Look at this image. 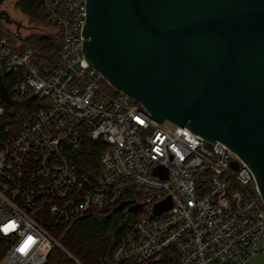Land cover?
<instances>
[{
    "label": "built area",
    "instance_id": "built-area-1",
    "mask_svg": "<svg viewBox=\"0 0 264 264\" xmlns=\"http://www.w3.org/2000/svg\"><path fill=\"white\" fill-rule=\"evenodd\" d=\"M42 1L51 30L35 35L58 39L57 57L0 20V78L20 70L9 106L25 95L38 104L21 125L0 123V235L10 240L0 264H47L57 247L80 264L52 229L127 196L141 205L137 221L106 264H248L264 251V200L248 165L221 142L154 120L87 64L86 0ZM166 200L172 208L157 215Z\"/></svg>",
    "mask_w": 264,
    "mask_h": 264
},
{
    "label": "water",
    "instance_id": "water-1",
    "mask_svg": "<svg viewBox=\"0 0 264 264\" xmlns=\"http://www.w3.org/2000/svg\"><path fill=\"white\" fill-rule=\"evenodd\" d=\"M86 13L87 64L154 120L231 149L264 200V0H86ZM0 20L22 26L1 9ZM0 96L14 103L2 78ZM128 206L141 207L118 209Z\"/></svg>",
    "mask_w": 264,
    "mask_h": 264
},
{
    "label": "trees",
    "instance_id": "trees-1",
    "mask_svg": "<svg viewBox=\"0 0 264 264\" xmlns=\"http://www.w3.org/2000/svg\"><path fill=\"white\" fill-rule=\"evenodd\" d=\"M18 6L33 21L40 24H50V15L42 0H19ZM30 43L38 47L45 55L57 57L60 50V41L51 35H32ZM20 70L11 72L4 78L5 86L13 98L12 85ZM19 107L4 103L5 115L0 123L8 125H21L28 120L37 105H32L35 96H21ZM96 164L97 155L89 157ZM86 172V171H85ZM127 196L126 201H131ZM124 201V202H126ZM120 204L98 208L79 218L72 226L52 229L54 236L61 245L73 255L80 264H106L112 260L115 249L119 245L128 229L137 221L129 207L119 210ZM10 240L0 235V262L9 250ZM74 263L60 248H54L48 258L47 264Z\"/></svg>",
    "mask_w": 264,
    "mask_h": 264
},
{
    "label": "rangeland",
    "instance_id": "rangeland-1",
    "mask_svg": "<svg viewBox=\"0 0 264 264\" xmlns=\"http://www.w3.org/2000/svg\"><path fill=\"white\" fill-rule=\"evenodd\" d=\"M19 0H5L1 6V10L8 12L11 19L17 23H21V27L18 29L16 25L12 24L9 25L8 30L17 31L20 35L24 37H28L30 34L35 35L37 32L35 31L38 29L39 26L45 25L40 24L39 22L33 21L30 19L25 13L20 10L18 6ZM3 22V21H2ZM1 24L3 25L4 23ZM46 26V25H45ZM43 26L42 29L51 30L49 26ZM31 28V29H30ZM115 92V90H114ZM262 249L264 250V243L262 245ZM74 264V263H70ZM248 264H264V251L260 252L257 256L251 259Z\"/></svg>",
    "mask_w": 264,
    "mask_h": 264
},
{
    "label": "flooded vegetation",
    "instance_id": "flooded-vegetation-1",
    "mask_svg": "<svg viewBox=\"0 0 264 264\" xmlns=\"http://www.w3.org/2000/svg\"><path fill=\"white\" fill-rule=\"evenodd\" d=\"M126 208H128V207H126ZM125 209V208H124Z\"/></svg>",
    "mask_w": 264,
    "mask_h": 264
}]
</instances>
